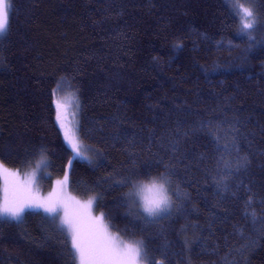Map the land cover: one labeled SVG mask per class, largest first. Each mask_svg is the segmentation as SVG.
Masks as SVG:
<instances>
[{
    "label": "trees",
    "instance_id": "16d2710c",
    "mask_svg": "<svg viewBox=\"0 0 264 264\" xmlns=\"http://www.w3.org/2000/svg\"><path fill=\"white\" fill-rule=\"evenodd\" d=\"M8 3L0 164H42L45 187L67 175L69 193L96 197L109 229L142 239L155 264H264V0H238L256 18L248 31L232 0ZM64 95L87 159L56 122ZM153 181L172 208L149 220L130 196ZM0 264L79 262L34 209L0 219Z\"/></svg>",
    "mask_w": 264,
    "mask_h": 264
},
{
    "label": "snow or ice",
    "instance_id": "6c2138e0",
    "mask_svg": "<svg viewBox=\"0 0 264 264\" xmlns=\"http://www.w3.org/2000/svg\"><path fill=\"white\" fill-rule=\"evenodd\" d=\"M232 2L236 4V14H243L241 30L253 29L256 23L253 10L239 4L238 0H232ZM9 8L8 0H0V34L7 30ZM55 94L54 91L53 95ZM55 107L56 122L63 132L64 140L71 147L75 156L87 159L80 151L76 132L66 124L65 106L57 99ZM0 169L6 175H16V173H9L2 164H0ZM35 175L33 172L20 186L28 193L26 196H17L14 192L9 198L8 188H5L4 201L0 203V216L19 220L25 209L32 207L42 208L53 219L59 216L60 226L66 230L72 250H74L75 256H78L79 264H146V262L147 264H155L142 239L132 242L125 241L118 235L109 232V225L105 222L104 213H100L98 216L92 215V206L96 197H92L84 203L66 192L54 199L51 195L47 198H40L31 194V185L35 180ZM164 179L168 180L169 177ZM67 182L68 177L65 175L62 181H57V185L62 190ZM135 195L140 199L143 213L147 217L156 218L163 214H171L169 209L172 206V201L164 182L153 181L149 185H142ZM61 212L63 214L59 215Z\"/></svg>",
    "mask_w": 264,
    "mask_h": 264
},
{
    "label": "rangeland",
    "instance_id": "374dc122",
    "mask_svg": "<svg viewBox=\"0 0 264 264\" xmlns=\"http://www.w3.org/2000/svg\"><path fill=\"white\" fill-rule=\"evenodd\" d=\"M64 96L66 98H64V100L61 101L63 105L68 104V102H72V99H71V97L69 95H64ZM67 110H68V116H67V122H66V124H67V126L70 129H72L74 132H76V136H77V114H76V110H75L74 107H69V108H67ZM77 140H78V137H77ZM79 147H80V150L84 151V149L81 148V144L80 143H79ZM41 165L42 164H39L38 166H36V167H34L32 169H28V170H24V171H18V170H13V169L7 168L9 173H16L15 176L10 175V174L6 175V174L3 173V170L0 169V180L2 181V189H1L2 191L0 192V203H3V201H4L5 188L6 187L8 188L9 198L12 197V195H13L14 192H15V194L17 196H26V195H28V193H26L23 190V188L20 187V186L24 184V182L26 181V179L28 178V176L31 175L33 172H35L36 175H35V180H34V182L31 185V189H32V193L31 194L32 195L39 196L40 198H47V197H49L51 195L53 197V199H54L56 196L63 194V192H66L67 194L73 196L71 193H69V191L67 190L66 186H64L62 190H61V188H52V187H45V186H43L40 183V181H39L40 180V176H41V173H40V169H41L40 167H41ZM4 168H6V167L4 166ZM151 183H145L143 185H149ZM157 183H160V182H157ZM57 187H60V186H57ZM165 187H166V185H165ZM137 190H138V188L136 189L135 193L137 192ZM168 195L170 196L169 191H168ZM73 197H75V196H73ZM130 197H132L134 205L140 211V213L142 214V216H144L146 219L155 220V219H159L160 217L166 215V214H163L160 217L149 218V217H147L146 214L143 213V209L141 207V201H140V199L135 194H134V196L131 195ZM75 198L77 200L81 201V203H84V202H86L87 200L90 199V198H87V199L82 200V199H79L77 197H75ZM171 208H172V206H171ZM171 208L169 209V211L171 210ZM34 209L35 210H40V211L44 212V210L42 208H37V207L26 208L25 211H31V210H34ZM44 213L46 215H48L49 217H51L48 213H46V212H44ZM62 214L63 213L61 212L59 215H62ZM92 215L93 216L100 215V212L98 210H96V204H95V202H94V204L92 206ZM0 219L10 220V221H18V220H13V219H11L10 217H7V216H0ZM53 220L60 226L59 216H57ZM65 232H66V230H65ZM109 232L112 233V234H115L110 229H109ZM77 258H78V256H77ZM78 262H79V259H78Z\"/></svg>",
    "mask_w": 264,
    "mask_h": 264
}]
</instances>
